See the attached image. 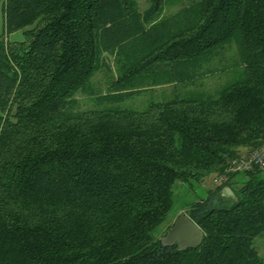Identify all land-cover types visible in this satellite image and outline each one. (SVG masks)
Instances as JSON below:
<instances>
[{"label":"trees","instance_id":"1","mask_svg":"<svg viewBox=\"0 0 264 264\" xmlns=\"http://www.w3.org/2000/svg\"><path fill=\"white\" fill-rule=\"evenodd\" d=\"M142 1L0 0V264H264V167L169 221L176 189L264 146V0ZM229 50L235 78L196 89ZM110 58L101 108H80ZM160 86L175 95L121 107ZM182 214L197 249L162 245Z\"/></svg>","mask_w":264,"mask_h":264},{"label":"rangeland","instance_id":"2","mask_svg":"<svg viewBox=\"0 0 264 264\" xmlns=\"http://www.w3.org/2000/svg\"><path fill=\"white\" fill-rule=\"evenodd\" d=\"M184 5L190 3L193 0H182ZM142 9H146L148 7V3L146 0L141 2ZM180 7L175 8L178 10ZM174 11V10H173ZM4 25V12H3V5L0 3V33H2ZM13 40H23V35L15 34L12 36ZM221 62L220 70L214 73V75L208 76L204 80V85L199 86L196 89H203L204 91L210 93H217L220 88L228 84L232 81L235 76L238 74H234L232 69L234 65L238 63V56H236L234 50L227 51L224 58L218 59ZM222 60V61H221ZM108 67L101 70L92 82V89L91 94H84L79 95L80 99V108L82 109H97L99 104L97 103V97L101 94H106L109 92L110 86L112 84V80L116 77V66L114 63V59L110 58ZM226 69V72H222L221 70ZM189 90H194V88H184L180 93L185 94ZM174 88L173 86H160L156 87L153 90L147 91L139 96H136L132 99H128V101L121 104V107L128 108V109H135L138 111L145 110L148 105L153 101H163L170 99L174 96ZM248 150L241 151V155L248 153ZM218 175H212L210 178L205 180L203 183H195L194 187H189L187 185H182L178 189L175 190L176 192V201L169 216V221L174 219L176 215L180 213H184L186 204L192 203L199 199H204L208 197L209 192L212 188L217 187L214 183L215 178ZM170 222L162 228L161 232L159 233V237H162L167 230V226H169ZM162 240V239H161ZM260 249V256L264 258V240H261L259 243Z\"/></svg>","mask_w":264,"mask_h":264},{"label":"water","instance_id":"3","mask_svg":"<svg viewBox=\"0 0 264 264\" xmlns=\"http://www.w3.org/2000/svg\"><path fill=\"white\" fill-rule=\"evenodd\" d=\"M223 195L232 199L237 198L230 187L224 188ZM204 238L205 234L202 229L190 217L182 214L161 242L165 247L178 245L181 251H185L199 248L203 244Z\"/></svg>","mask_w":264,"mask_h":264},{"label":"built area","instance_id":"4","mask_svg":"<svg viewBox=\"0 0 264 264\" xmlns=\"http://www.w3.org/2000/svg\"><path fill=\"white\" fill-rule=\"evenodd\" d=\"M255 167H264V146L230 159L226 169L215 178L214 183L216 185H224L230 180L232 173L248 172Z\"/></svg>","mask_w":264,"mask_h":264},{"label":"crops","instance_id":"5","mask_svg":"<svg viewBox=\"0 0 264 264\" xmlns=\"http://www.w3.org/2000/svg\"><path fill=\"white\" fill-rule=\"evenodd\" d=\"M242 151H244V150H242Z\"/></svg>","mask_w":264,"mask_h":264}]
</instances>
